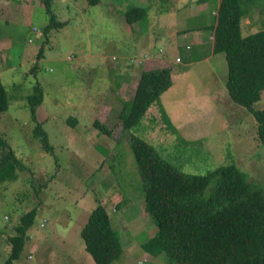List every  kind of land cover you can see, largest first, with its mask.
I'll return each mask as SVG.
<instances>
[{
	"label": "rangeland",
	"instance_id": "rangeland-1",
	"mask_svg": "<svg viewBox=\"0 0 264 264\" xmlns=\"http://www.w3.org/2000/svg\"><path fill=\"white\" fill-rule=\"evenodd\" d=\"M200 1L100 0L91 5L88 0H51L53 13L65 24L51 30L45 42L42 30L48 14L43 0H0L4 13L0 81L9 103L8 111L0 115V134L25 164L13 178L0 182V264L10 255V238L21 216L33 208L37 215L20 258L12 264H96L85 249L81 230L99 203L121 234L122 255L111 264H171L164 254L153 256L141 248L156 226L144 209L131 136L149 142L183 173L206 175L235 163L249 181L264 185V143L251 113L229 96L225 52H212L202 62L185 65L194 50L185 49L183 39L191 43L194 37L183 38L177 32L203 23V18L212 22L216 16L217 0ZM9 3L16 11L18 5L28 7L20 21L8 16ZM134 6L144 7L146 14L130 25L125 13ZM246 7L241 21L244 36L264 28V0ZM192 10L201 16L180 19ZM202 31L209 36L212 29ZM174 35L183 42L177 51L167 41ZM145 36L152 40V51L167 54L174 62L176 56L182 58L177 64L181 71L176 70L173 85L139 123L124 132L120 105L132 101L140 70L170 63L144 52ZM42 45L44 57L33 72ZM38 83L44 90L38 120L53 154L34 136L36 125L27 99ZM253 108L264 109V91ZM69 117L78 118L73 128ZM96 120L111 130L110 136L94 128ZM213 186L208 185L206 192Z\"/></svg>",
	"mask_w": 264,
	"mask_h": 264
},
{
	"label": "trees",
	"instance_id": "trees-1",
	"mask_svg": "<svg viewBox=\"0 0 264 264\" xmlns=\"http://www.w3.org/2000/svg\"><path fill=\"white\" fill-rule=\"evenodd\" d=\"M255 1L218 0L216 16L208 28L212 29V52L226 54L229 96L251 113L258 138L264 143V109L253 108L264 91V28L244 36L241 27L246 6ZM43 2L48 21L42 32L47 42L50 31L63 27L65 21L56 18L51 0ZM99 2L88 0L91 5ZM145 14L144 7H131L125 13L126 22L131 25ZM44 52L42 45L33 72L38 69ZM171 85L173 74L169 66L142 71L132 101L120 105L122 131L136 126ZM27 100L36 125L34 136L46 152L53 154L48 134L37 115L44 101V90L39 83ZM8 109V93L0 81V115ZM67 123L73 128L78 118L69 117ZM93 126L100 134L111 135V130L99 120ZM130 146L143 182L144 209L156 226L154 235L141 244L144 252L153 256L162 253L171 264H264V185L249 181L235 163L217 167L206 175L187 174L164 159L147 141L131 136ZM0 148L3 149L0 182H3L13 178L25 164L2 134ZM211 183L213 188L206 192ZM36 215L37 208H33L21 216L16 234L10 238V255L3 264H12L20 258ZM120 235L101 203L92 210L81 230L85 249L96 264H111L120 259Z\"/></svg>",
	"mask_w": 264,
	"mask_h": 264
},
{
	"label": "crops",
	"instance_id": "crops-1",
	"mask_svg": "<svg viewBox=\"0 0 264 264\" xmlns=\"http://www.w3.org/2000/svg\"><path fill=\"white\" fill-rule=\"evenodd\" d=\"M208 2L209 1H207V3ZM204 3H206V2H204ZM204 3H200V4H204ZM216 3H217V1H216ZM12 4L13 3L7 4L8 16H10V19L13 17V19H15L17 21H20L22 12L25 9H28V7L24 8L23 6L18 5V8H20V10L16 11L14 8H11ZM15 7L17 9V3H15ZM29 8L33 9L32 6H30ZM212 8H214V7H212ZM196 13H197V15L195 17H200L201 14H202V12H198V10H192L190 12H187L186 15H184V16L182 15L180 17V19L185 20V18H187V17H191L192 18L193 15L196 14ZM16 14H19L20 16L18 17ZM3 15H4V13L0 10V19L2 18ZM201 20H202L201 22H203V23H197V25H194V26H191V27H189V26L185 27L184 26V27H182V29L180 28L179 31L177 32L180 36H183V38L185 36L189 35V34L193 35V37H194V39H190L191 43L188 42V39H186V38L183 39V42H185V49L194 50L193 51L194 53H191V52L189 53V55L187 57L188 61L185 63V65L194 64L196 62H202L210 54H213L212 53V31L209 34V36H208L207 33H203V31H202V30H207L208 26L213 22V17L211 19L212 22H210V21L207 22L206 19H204V18L201 19ZM2 22L3 21L0 20V25H2ZM10 23H12V22H10ZM22 23L24 24L23 21H22ZM4 24H9V23H4ZM183 25H185V24L183 23ZM206 26H207V28H205ZM149 34H150V32H149ZM149 34H148V36H149ZM148 38H149L150 41L147 40L146 36L141 41V42H143L142 46H143L144 52L147 53L149 56L154 57L156 60L157 59L163 60V61L168 60L170 63L166 64V65L170 67L171 74H173V79H174L175 74H176V70H180V67L177 66V64L182 62V58H179V56H176V59H175V62H174V60L171 59L166 53H165L166 56H164V54H159L157 52L152 51L151 50V46H149V43L152 44V40L150 39V37H148ZM167 41H168L169 45L173 46L174 51H177V48H179V46L183 45L182 40L176 39L175 35H174V40H171V39L168 38ZM210 42H211V45H210ZM160 52H161V50H160ZM178 58H179V61L177 60ZM129 69H130V67H129ZM140 73H141V70H140ZM173 83H174V81H173ZM136 87H137V85L134 86L135 90H136ZM135 90H134V93H135ZM110 221H111V219H110Z\"/></svg>",
	"mask_w": 264,
	"mask_h": 264
},
{
	"label": "built area",
	"instance_id": "built-area-1",
	"mask_svg": "<svg viewBox=\"0 0 264 264\" xmlns=\"http://www.w3.org/2000/svg\"><path fill=\"white\" fill-rule=\"evenodd\" d=\"M213 13H215L216 14V12L214 11ZM178 61H179V58H178Z\"/></svg>",
	"mask_w": 264,
	"mask_h": 264
},
{
	"label": "clouds",
	"instance_id": "clouds-1",
	"mask_svg": "<svg viewBox=\"0 0 264 264\" xmlns=\"http://www.w3.org/2000/svg\"><path fill=\"white\" fill-rule=\"evenodd\" d=\"M218 1V0H217ZM178 60V59H177Z\"/></svg>",
	"mask_w": 264,
	"mask_h": 264
}]
</instances>
